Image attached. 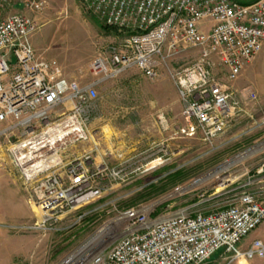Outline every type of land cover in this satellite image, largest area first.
<instances>
[{
  "label": "built area",
  "instance_id": "obj_1",
  "mask_svg": "<svg viewBox=\"0 0 264 264\" xmlns=\"http://www.w3.org/2000/svg\"><path fill=\"white\" fill-rule=\"evenodd\" d=\"M10 2L0 0V9ZM79 3L119 35L93 58L90 71L95 77L84 85L66 78L56 62L40 57L32 46V15L44 0H24L27 12L0 19V137L40 213L35 227L24 228L56 223L65 213L100 198L106 182L127 183L136 171L129 158L107 165L95 163L85 149L63 155L68 146L88 140L90 115L97 109L96 87L102 80L131 68L155 79L164 68L175 86L188 135L197 130L210 142L234 122L240 110L232 102V83L264 43V0ZM185 52L193 55L181 64L178 58ZM247 98L255 100V92L249 91ZM161 160L155 156L147 164ZM263 197L264 190H239L229 204L206 212L188 206L157 215L151 204L117 209L61 264H203L220 249L226 264L263 257L259 239L239 246L264 222Z\"/></svg>",
  "mask_w": 264,
  "mask_h": 264
},
{
  "label": "rangeland",
  "instance_id": "obj_2",
  "mask_svg": "<svg viewBox=\"0 0 264 264\" xmlns=\"http://www.w3.org/2000/svg\"><path fill=\"white\" fill-rule=\"evenodd\" d=\"M32 16L36 31L31 43L36 54L56 62L63 75L82 85L95 77L90 71L93 58L119 39L117 32H108L109 28L84 10L79 0H44ZM192 55L181 54L179 62H189ZM234 88L233 101L243 112L235 116L234 127L207 142L197 130L188 135L175 86L164 68L155 79L131 68L102 80L96 87L97 109L90 115L88 140L68 146L63 155L85 149L91 151L95 163L115 165L123 157L137 169L127 183L106 182L108 187L100 198L43 228H24L35 227L40 213L0 137V264H61L117 209L151 204L157 215L188 206L191 211L206 212L229 204L239 190L263 191L264 170H258L264 168V146L244 153L264 143V43ZM249 91L255 92V100L247 98ZM155 156L162 162L147 164ZM151 165L156 166L144 171ZM176 170L179 176H174ZM178 186L182 190L174 191ZM87 211L84 218L79 217ZM260 228L264 232V222ZM258 230L239 246L243 248L252 239L264 243V235L254 238ZM224 256L220 249L203 264H226ZM233 264H264V256Z\"/></svg>",
  "mask_w": 264,
  "mask_h": 264
},
{
  "label": "crops",
  "instance_id": "obj_3",
  "mask_svg": "<svg viewBox=\"0 0 264 264\" xmlns=\"http://www.w3.org/2000/svg\"><path fill=\"white\" fill-rule=\"evenodd\" d=\"M236 1H239V2H247V1H240V0H236ZM252 1V0H250ZM17 12H27L26 8L23 6V3H22V0H11L10 4L9 5H5L2 9H0V19L1 18H4L7 14H10V13H17ZM32 37V36H31ZM31 42H32V39H31ZM64 76L66 78H72V77H69V76H66L65 73H64ZM235 82V81H234ZM234 82L232 83V87H231V91H232V102L233 103H236V105L239 107V110L240 112L242 111L243 112V108L240 107V105L233 101L234 100V92H235V88H234ZM241 112V113H242ZM241 113L237 114L240 115ZM236 124V121L234 119V122L231 124L230 128L234 127ZM229 128V129H230ZM2 155V153L0 152V156ZM260 227V226H259ZM257 227L255 230H253L252 232L258 230ZM263 235H264V232H263V229L260 228L256 233H255V237L254 238H263Z\"/></svg>",
  "mask_w": 264,
  "mask_h": 264
},
{
  "label": "trees",
  "instance_id": "obj_4",
  "mask_svg": "<svg viewBox=\"0 0 264 264\" xmlns=\"http://www.w3.org/2000/svg\"><path fill=\"white\" fill-rule=\"evenodd\" d=\"M247 2H250V1H247ZM247 2H243V3H247ZM101 26L102 27H105V28H109V31L108 32H111V33H116L117 31H116V29L114 28V27H110V26H105V25H103V24H101ZM263 167H264V165H263ZM263 170H264V168H263ZM174 176H179L180 175V171L179 170H176L175 172H174Z\"/></svg>",
  "mask_w": 264,
  "mask_h": 264
},
{
  "label": "bare ground",
  "instance_id": "obj_5",
  "mask_svg": "<svg viewBox=\"0 0 264 264\" xmlns=\"http://www.w3.org/2000/svg\"><path fill=\"white\" fill-rule=\"evenodd\" d=\"M262 146H264V143H263L262 145L258 146V147L256 146L255 148L249 150L248 152L244 153V155H245V154H249V153H251V152H254V151L258 150L259 148H261ZM226 165H227V164H225V165L222 167V169H224Z\"/></svg>",
  "mask_w": 264,
  "mask_h": 264
}]
</instances>
